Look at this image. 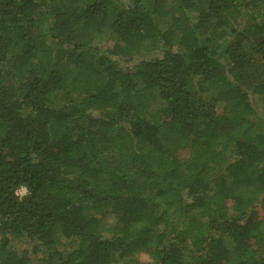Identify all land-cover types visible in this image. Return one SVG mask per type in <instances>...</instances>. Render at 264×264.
Returning a JSON list of instances; mask_svg holds the SVG:
<instances>
[{"label":"trees","instance_id":"1","mask_svg":"<svg viewBox=\"0 0 264 264\" xmlns=\"http://www.w3.org/2000/svg\"><path fill=\"white\" fill-rule=\"evenodd\" d=\"M171 7L0 0V264H264V0Z\"/></svg>","mask_w":264,"mask_h":264},{"label":"rangeland","instance_id":"2","mask_svg":"<svg viewBox=\"0 0 264 264\" xmlns=\"http://www.w3.org/2000/svg\"><path fill=\"white\" fill-rule=\"evenodd\" d=\"M167 3H168V9L170 10V12L172 13V5H173V0H167ZM263 110H264V102H263ZM26 194V190L24 188H20L18 191H17V196L19 198L23 197L24 195ZM263 231H264V224H263ZM132 259L133 260H138L139 262H144V263H149L150 262V258L145 255L141 249L139 247H135L133 248V252H132ZM260 256H264V247L262 248V250L260 251V253L257 255V258L260 257ZM132 264V261L131 263Z\"/></svg>","mask_w":264,"mask_h":264}]
</instances>
